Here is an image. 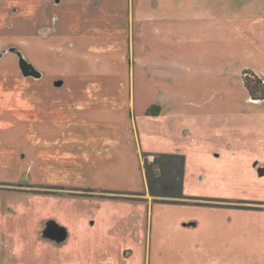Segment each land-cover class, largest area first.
<instances>
[{
    "label": "rangeland",
    "instance_id": "obj_1",
    "mask_svg": "<svg viewBox=\"0 0 264 264\" xmlns=\"http://www.w3.org/2000/svg\"><path fill=\"white\" fill-rule=\"evenodd\" d=\"M244 71L264 0H0V264H264ZM160 152L188 197L150 193Z\"/></svg>",
    "mask_w": 264,
    "mask_h": 264
},
{
    "label": "trees",
    "instance_id": "obj_2",
    "mask_svg": "<svg viewBox=\"0 0 264 264\" xmlns=\"http://www.w3.org/2000/svg\"><path fill=\"white\" fill-rule=\"evenodd\" d=\"M244 83L254 100H264V80L259 75L251 71H244ZM147 113L159 115L161 107L153 105ZM150 154L145 152V156ZM143 168L149 191L156 197L155 200L168 197H188L184 193L185 157L183 154L154 153V159L151 161L147 159Z\"/></svg>",
    "mask_w": 264,
    "mask_h": 264
},
{
    "label": "crops",
    "instance_id": "obj_3",
    "mask_svg": "<svg viewBox=\"0 0 264 264\" xmlns=\"http://www.w3.org/2000/svg\"><path fill=\"white\" fill-rule=\"evenodd\" d=\"M134 7H135V6H134ZM134 7H133V15L136 16V10H135ZM84 53H85V52H84ZM87 53H88V52H86V54H87ZM91 56H92V55H91ZM84 58H86V59L89 61V64H91V65H92V64H96V63H98V61H97L98 59H97V57H95V56L92 57V58H91V57L89 58V57L86 55ZM93 61H96V63H93ZM134 69H135V67H134ZM85 79H89V78H85ZM86 81H88V80H86ZM133 84H134V81H133ZM262 101H263V100H262ZM69 114H70V113H68V114H63V115H62V118H64V119H61V120L58 119L59 121H57V122H60V123H71V121H77V120H79V118H78L77 120L72 119L73 117H69V116H70ZM160 114H161V113H160ZM160 114H159V115H160ZM58 117L61 118V116H58ZM65 118L71 119V121H69V122L67 121V122H66ZM68 119H67V120H68ZM55 123H56V122H55Z\"/></svg>",
    "mask_w": 264,
    "mask_h": 264
}]
</instances>
